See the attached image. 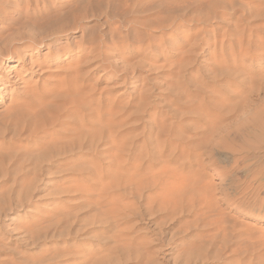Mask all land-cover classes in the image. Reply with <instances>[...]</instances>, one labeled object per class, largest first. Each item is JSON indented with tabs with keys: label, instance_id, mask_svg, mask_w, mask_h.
I'll list each match as a JSON object with an SVG mask.
<instances>
[{
	"label": "rangeland",
	"instance_id": "374dc122",
	"mask_svg": "<svg viewBox=\"0 0 264 264\" xmlns=\"http://www.w3.org/2000/svg\"><path fill=\"white\" fill-rule=\"evenodd\" d=\"M0 55V113L96 65L95 101L124 113L79 173L20 171L32 147L0 117V264L41 217L59 235L26 252L55 245L57 264H133L151 244L150 264H264V0H0Z\"/></svg>",
	"mask_w": 264,
	"mask_h": 264
},
{
	"label": "bare ground",
	"instance_id": "6f19581e",
	"mask_svg": "<svg viewBox=\"0 0 264 264\" xmlns=\"http://www.w3.org/2000/svg\"><path fill=\"white\" fill-rule=\"evenodd\" d=\"M76 12H72L73 15L71 16L73 20L69 24L60 23L49 27L46 26L47 28L41 33L39 39L35 40V37H31L29 34L25 35L23 32H21V37L32 38V40H35L38 44L45 43V41L52 38H59L60 34L78 27L80 17H78L79 15ZM2 40V42H4L7 38ZM3 44H6V42ZM4 48V51L8 52V55H6L7 58L17 55V60H19V57L24 56L23 52L20 50L10 54L9 48L6 45ZM63 50L70 51L69 47ZM56 52H60V49H51L49 47L50 54ZM4 59L5 58L0 55V73L10 72V70L3 65L6 61H3ZM15 66H17V63L10 65V67ZM100 66L103 65H96L88 71L86 73L87 78L83 76L78 77L76 73H70L69 77L59 81L55 87L36 91L33 90L24 102L15 104L12 107H7L0 113V117H2L4 121L3 128L16 137L20 136L18 141L25 142V149L27 151L30 150L29 147H32L31 151L33 152L31 154L24 152V154L18 156V169L20 171L27 173L33 169L36 174L43 164L52 165L62 159L69 160V162H67V168L73 173L86 171L92 165V161L97 154V143H99V141L106 143L113 139L115 141V137L120 135L115 129L123 123L124 113L121 112V114H117L118 111L114 109V105H112L113 102H111L110 98H103V94L101 93L98 96L99 101H95V99L97 100V97L95 98V95H97L95 94V85L91 83L90 86H88L87 83L92 79L90 74L94 73ZM13 81L17 82L16 79ZM82 155H87L88 157H86L88 159H86V161L80 159V157H83ZM13 157L14 156H12V158ZM201 194L204 198L205 194L202 191L199 193V197H202ZM171 195L170 193L169 197ZM199 202H204V200H200ZM191 206L194 207V204ZM205 208L207 210L210 209L208 206ZM199 209H202V207ZM51 223L52 221L50 219L41 217V219L36 221H26L20 226L18 233L15 235L11 264L58 263V260L63 255L55 245L52 249L49 247L45 248L39 256H33L26 252L27 249L34 246H46V243L49 242L54 244L52 240H54L59 233L51 228ZM214 226L216 225L214 224ZM223 226L225 225L223 224ZM223 233L224 230L222 234ZM114 241L116 240L114 239ZM151 245L143 247V251L145 250V252H142L144 254L142 256L141 254L136 255V260L133 264H150L152 262V259H149L150 254L153 253ZM72 254H74V252H72Z\"/></svg>",
	"mask_w": 264,
	"mask_h": 264
}]
</instances>
